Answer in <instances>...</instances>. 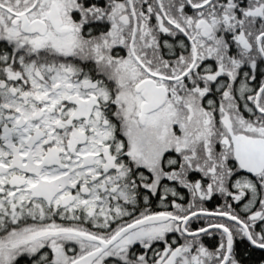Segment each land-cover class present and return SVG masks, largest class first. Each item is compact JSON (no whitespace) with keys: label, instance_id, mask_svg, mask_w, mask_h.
Listing matches in <instances>:
<instances>
[{"label":"snow or ice","instance_id":"snow-or-ice-1","mask_svg":"<svg viewBox=\"0 0 264 264\" xmlns=\"http://www.w3.org/2000/svg\"><path fill=\"white\" fill-rule=\"evenodd\" d=\"M0 264H264V0H0Z\"/></svg>","mask_w":264,"mask_h":264}]
</instances>
